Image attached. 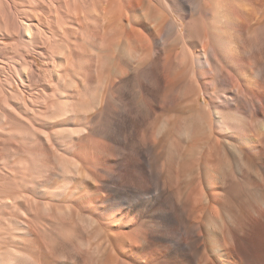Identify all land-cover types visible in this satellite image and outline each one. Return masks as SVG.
<instances>
[{
	"label": "bare ground",
	"instance_id": "bare-ground-1",
	"mask_svg": "<svg viewBox=\"0 0 264 264\" xmlns=\"http://www.w3.org/2000/svg\"><path fill=\"white\" fill-rule=\"evenodd\" d=\"M0 264H264V0H0Z\"/></svg>",
	"mask_w": 264,
	"mask_h": 264
}]
</instances>
